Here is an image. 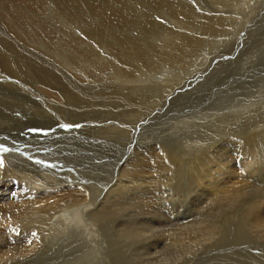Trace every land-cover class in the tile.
Instances as JSON below:
<instances>
[{"label": "bare ground", "instance_id": "bare-ground-1", "mask_svg": "<svg viewBox=\"0 0 264 264\" xmlns=\"http://www.w3.org/2000/svg\"><path fill=\"white\" fill-rule=\"evenodd\" d=\"M15 1L28 5L29 12L25 14L23 9L13 2L0 0V5L5 6L14 17L11 26L15 32L20 29L25 31L24 37L30 42L34 40L29 33L30 29L35 35L44 37L49 44H54L56 39L60 38V33L58 29H53L52 22L50 24L44 16L43 19L38 14L46 7L47 2ZM52 1L57 2L59 9L75 20L85 22L84 12L93 19L102 20L100 33L95 38L104 40L106 36L109 41L100 43L103 46L101 51L96 49L94 43H82V40L77 38L74 43H59V55L57 58L54 55L55 62H43L39 55H33L30 58H19L15 63L9 55L8 47L6 51L0 49V145L4 143L7 147H3L9 149L7 152H0V161H3V166H0V242L5 239L0 244V264H20L22 257L27 262H41L39 259L44 258L49 261L53 255L62 260L58 263L52 261V264H176L192 255V258L195 256L194 259L191 258L195 264H207L208 259L213 257H207L212 249L223 253L219 256L226 259H238L242 258L241 256L253 255L241 254L242 249L264 248V129L261 128L264 124L263 109L258 106V114L249 113V103L244 106L242 103L245 100L237 98L236 94L237 91L244 90L249 82L251 85L249 84L242 93L255 97L264 92V57L259 60H236L234 56H241L246 50L243 48V52H238L236 44H233L234 49L227 55L205 54V58L210 59L209 64L203 63L204 55L198 51L199 63H202L200 69L199 63L191 62L192 60L186 62L184 59L189 57L192 51L205 47L197 38L196 27L201 24V19L208 22V18L201 16L199 23L190 19L188 14L191 13L180 0H134L132 6L135 11H140V14L138 13L131 23L135 21L142 32L134 38L126 34L121 37L128 18L121 15L116 8L118 0ZM217 6L222 8L221 13L233 17L230 19L234 25L244 17L251 19L253 15L257 18L256 11L264 10V0H218ZM164 7H168L165 19L178 30L171 31L169 40L153 42L154 32L163 25L156 21L159 15L155 17L153 13H157L158 9L164 10ZM227 7H232V10ZM194 10L192 13L198 15L197 10ZM249 10L252 11L250 15ZM257 21L258 19H254V25ZM242 22L240 26L244 27L246 22ZM118 25L124 30H114ZM181 28L183 30H179ZM228 29L233 27L227 28L225 32H228ZM13 30L10 32L14 33ZM225 35L228 36V33ZM20 37L23 39V36ZM122 39L125 42L120 43ZM22 41L20 43L26 42ZM240 44L245 43H238V46ZM250 44L252 54L253 44ZM263 44H257V47ZM53 49L49 45L41 48L45 53L48 52L46 54H50L49 56ZM12 50L15 51L13 48ZM32 51L33 49L30 53ZM262 52L264 53V49ZM206 64L208 67L203 71ZM65 65L66 71L63 72ZM246 66L253 72L235 76L230 81L236 74V68L239 72ZM194 71H203L200 73L201 77L194 76ZM189 74L191 76L188 77L186 91L196 92L193 102L182 89L176 91V82L185 81ZM63 79L68 83L72 79L80 88H69ZM112 81L117 82L118 87L114 83L108 84ZM97 85L93 92L91 86L94 88ZM144 90L150 92L139 94ZM10 91L12 94L9 95ZM56 92L60 98L56 97ZM5 97L9 98L10 102L17 100L15 111L7 104L8 101H3ZM184 99L192 102L190 108H187ZM245 99L247 100V97ZM1 106H4V111ZM74 108L80 112L79 116L82 118L76 123L80 125L84 122L81 123L83 127L79 128L82 135L77 136L80 142L73 139L76 135L64 136L61 142L42 148L43 151H48L53 146H58L59 152L69 154L67 158L73 162H70L71 166H99L101 170L97 171L98 175L94 177L87 172L90 170L77 169L76 166L60 168L59 163H63L61 160L49 154L40 157L41 148H35L37 151L32 152L33 143L31 146L22 143L24 139L21 138L25 137L24 128L29 126H24L20 131V124L26 120L40 122V111L43 110L50 121L51 126L48 128L53 132L57 128L58 120L64 121L73 117ZM219 109H225L222 114H230L227 118H221V121L222 125H233L235 129L232 132L231 129L222 132L221 127L218 130L210 128L217 127L213 126L215 120L211 118L215 113H218L219 117ZM203 110L208 111L210 124H204L203 121L208 120L203 119ZM29 111H34V118H30ZM15 112L23 113L24 118H19ZM135 113H138L139 117L132 122L131 118ZM172 113L177 118V124L183 121L192 124L189 133L195 136L196 140L191 146L188 141L183 147L188 155L192 154V147H195L191 159L178 154L171 156L170 161L176 167L175 174H180V177L173 186L175 200L168 197V200L175 203L164 211L161 201L146 191L156 184L154 172L170 169L166 158H157L154 150L149 152L152 156H145L142 153L144 150L136 149L134 158H129L121 167H114V161L117 159L103 152L98 153L104 146L98 144V141L107 137V126L113 124L116 116H131L119 120L121 125L123 122L125 125L137 124L144 119L140 128H149V133L153 131L155 135L165 124L160 121L158 123V118L165 119ZM149 114L152 117L148 116ZM55 118L57 122H54ZM110 128V133L116 134L124 130L117 125ZM217 132L221 140L215 144L214 149L213 146H197L205 141L207 134L216 135ZM29 137L36 139L30 135L26 138ZM45 142L46 138L43 141H35L34 144L41 147L48 144ZM26 145L29 147H25ZM72 145L73 147H70ZM166 145L171 148V143ZM167 150L169 151L168 148ZM128 156L124 154L120 161L124 162ZM37 160L43 163L37 164ZM49 164L53 167L45 166ZM68 172H75L78 177H70ZM81 172L84 176H81ZM106 173H110L113 179L114 175L118 177L116 182L111 181L113 184L110 188L103 182ZM84 188L89 190L90 194ZM141 190H145L149 197L142 196V193L137 194ZM121 193L123 194L119 196ZM197 198L199 199L194 206ZM191 205L196 208L203 207V211L196 210L190 218L187 212ZM111 217V222L116 219L125 220V224L116 225L118 236L112 234L113 228L109 222ZM143 218L146 223L142 222ZM13 228L19 234L15 235V238L24 241L17 245L24 248H17L16 251L7 240V234L13 233ZM33 233L36 235L33 236ZM42 242L45 245L43 247L40 245ZM40 247L41 252L38 251ZM17 253L20 258L16 256ZM166 255L170 260L166 259ZM226 259H221L223 264H232ZM205 260L207 261L202 263ZM188 262L185 261V264ZM243 263L246 262L236 264Z\"/></svg>", "mask_w": 264, "mask_h": 264}, {"label": "rangeland", "instance_id": "rangeland-1", "mask_svg": "<svg viewBox=\"0 0 264 264\" xmlns=\"http://www.w3.org/2000/svg\"><path fill=\"white\" fill-rule=\"evenodd\" d=\"M10 2H13L15 5L21 7L24 11L25 14H27L29 12V6L26 5V4H22V3H17L15 0H8ZM45 3H46V7L44 9H42L41 12H39L38 14L42 17L44 16L45 19L51 24L52 22V25L54 26L53 29L59 31L60 33V38L59 39H56V42H54V44H49V42L47 40H45L44 37H40V36H37L35 35L34 31L32 29L29 30V33L32 34L34 40L33 42H30V41H26L25 37H24V33H26L25 31H22L21 29L18 31V32H15L11 26V21L13 20L14 21V17L12 16V14L5 8V6H1L0 5V33H2V35L0 34V49L2 51H6L7 47H8V51H9V55L10 57L13 58V60L15 61V63H17V61H19L20 59L19 58H22V57H26V58H30V57H33L34 56H40L42 61L43 62H52V60H54V62L56 61L55 58H54V55L55 57L57 58L59 55V49L57 46H59V43H74L76 38L79 39V40H82V43H94L95 46H96V49L98 51H101L103 46L100 44V43H106L109 41V38L105 36L104 40H101L99 38H95L99 33V28H100V25H101V21L102 20H98V19H93L91 18V16L89 14H87L86 12H84V17H85V22H81L80 20H75L73 18H71L70 16L71 15H67L65 14L62 10L59 9L58 7V4L57 2L55 1H52V0H44ZM134 0H118L117 1V5H116V8L119 10V12H121V15H124L126 18H128V22H127V26H126V29L125 31H123L122 36H124L125 34L130 36V37H135L137 34H141L142 32H140V29H138V26L136 24V22H132L131 21L133 20V18H136L139 14H140V11H135V7L132 6V2ZM179 1V0H177ZM108 2V1H107ZM180 2H182L183 4L185 3V6L188 8L189 10V13L191 14H188L190 19H194L196 20L198 23L200 21V18L201 16H205L208 18V22H205V20L201 19V24L198 25L196 27L197 29V38L199 39V41L201 43H203L205 47H200V49L198 48L197 51H192L189 55V57L185 58L184 60L186 62L188 61H195L197 63H199V54H198V51L200 52L201 55H204L203 56V63H207L209 64V60H207L205 58V54L207 53H212L211 55L218 53L219 55H227L229 54V52H231L233 49H234V45L233 44H236L235 45V48L238 52H243V48H245V53L241 56H237L235 55L234 56V59L236 60H239V59H255L256 60H259L261 59V57H264V53L262 52V50L264 49V44L263 45H259L257 47V44H262L264 43V10L263 9H259L256 11V14L258 15L257 18H254L255 16H251V19H249V17H244L243 19L241 20H237L236 23L237 24H234L233 25V21H231L232 19L230 18H233V17H229L228 14H223L221 13V9L220 7L217 6V2L218 0H180ZM130 3V4H129ZM204 3V4H203ZM211 3V4H210ZM213 3V4H212ZM123 4V5H122ZM208 6H207V5ZM254 4V3H253ZM252 4V6H253ZM131 5V6H130ZM205 5V6H203ZM54 6V7H53ZM123 8V9H122ZM131 8V9H130ZM145 8V7H144ZM168 7H164V10H161V9H158V12L157 13H153L154 15L153 16H157L156 17V21L160 24H163L162 26L158 27L157 30L154 32V38H152V41L153 42H163L164 40L168 39L169 40V37L170 36V33L172 30L174 29H177L175 28L174 25H172L170 22L167 21V19H165V11ZM228 9H231L232 7H227ZM197 10V13L198 15H195V13H192V12H195V10ZM134 10V11H133ZM146 10V8H145ZM232 10V9H231ZM132 11V12H131ZM129 14H127V13ZM164 12V13H163ZM131 13V14H130ZM139 13V14H138ZM162 13V14H161ZM252 14V11L249 10L248 11V15ZM64 15V16H63ZM120 15V14H119ZM118 15V16H119ZM162 15V16H161ZM191 15H195V16H191ZM221 15H223L224 17H222ZM51 16V17H50ZM198 16V18H197ZM8 17V18H7ZM154 17V18H155ZM237 17V16H236ZM43 18V17H42ZM50 18L52 20H50ZM158 18V19H157ZM246 18V19H245ZM18 19V18H17ZM44 19V18H43ZM222 19V20H221ZM254 19H258L257 21V24H255L254 22ZM20 20V18L18 19ZM226 20V21H225ZM12 21V22H13ZM75 23H74V22ZM203 21V22H202ZM221 21V22H220ZM242 21H245L246 24L244 27L240 26L243 22ZM253 21V22H252ZM4 22V23H3ZM88 22V23H87ZM195 22V21H194ZM219 22V23H218ZM223 22V23H222ZM2 23V24H1ZM134 23V24H133ZM241 23V24H240ZM9 24V25H8ZM18 24V23H16ZM82 24V25H81ZM223 24V25H222ZM232 24V25H231ZM5 25V26H4ZM19 25V24H18ZM66 27H65V26ZM88 25V26H87ZM201 25H204V26H201ZM230 25V26H229ZM11 26V27H10ZM65 28H64V27ZM84 26H86V28H84ZM90 27V28H89ZM118 27V28H117ZM131 27V29H130ZM229 27H233V29H228V32H225L227 30V28ZM256 27V29H255ZM6 31H5V29ZM14 31L13 32H10V30ZM20 28V27H19ZM80 28V29H79ZM89 30H88V29ZM139 30L137 31L136 30ZM115 29H122L124 30L122 27H120L119 25L116 26L114 28ZM130 29V30H129ZM135 29V30H134ZM243 29V30H242ZM255 29V30H254ZM27 30V29H26ZM61 30V31H60ZM87 30V32H86ZM96 30V31H95ZM159 30V31H158ZM178 30V29H177ZM179 30H183V28L179 29ZM239 30H240V33H239ZM2 31V32H1ZM77 31V32H76ZM89 31H93L95 33H91ZM113 31V30H112ZM127 31H130L127 33ZM216 31V32H215ZM242 31V32H241ZM8 32V33H7ZM5 33V35H4ZM19 33V34H17ZM110 33V32H109ZM108 33V34H109ZM228 33V36H226L225 34ZM243 33V34H242ZM76 34V35H75ZM199 34V35H198ZM202 34V35H201ZM73 35V36H72ZM226 37H225V36ZM247 35V36H246ZM20 36H23V39L22 37ZM87 36V37H86ZM246 36V37H245ZM8 37V38H7ZM12 37V38H11ZM15 37V38H14ZM20 37V38H19ZM66 37V38H64ZM164 37V39H163ZM202 37V38H201ZM4 38V39H3ZM38 38V39H37ZM89 38V39H88ZM219 38V39H218ZM18 39V40H17ZM25 39V40H24ZM70 39V40H69ZM84 39H85V42H84ZM11 42H9V41ZM17 42H15V41ZM26 41L27 44H25L26 42H24V45L23 43H20L21 41ZM38 40V41H37ZM87 40V42H86ZM95 40V41H94ZM107 40V41H106ZM111 40V39H110ZM22 41V42H23ZM30 46L28 45L29 43ZM125 42V40H121L120 43H123ZM36 43V44H35ZM38 43V44H37ZM99 43V44H98ZM224 43V45H222ZM238 43H245V44H240L238 46ZM253 44V51L252 54H250V47H251V44ZM17 44V45H16ZM19 44V45H18ZM44 44H47V45H44ZM231 44V45H229ZM28 45V46H27ZM34 45V47H33ZM49 46H52L54 49L51 51V56H49L50 54H46L48 52L45 53V51L41 50L42 47H48ZM13 46V47H12ZM32 46V47H31ZM101 46V47H100ZM220 46V47H219ZM15 47H17L18 49H16ZM23 47V49H22ZM29 47V48H28ZM98 47V48H97ZM218 47L220 49H218ZM256 47H257V50H256ZM12 48L16 51H13ZM28 48V49H27ZM36 48V49H35ZM31 49H33L32 53H30ZM218 49V50H217ZM12 50V52H11ZM29 50V51H28ZM57 50V51H55ZM40 51V52H39ZM35 52V53H34ZM39 52V53H38ZM57 52V53H56ZM262 52V53H261ZM14 53V54H13ZM24 53V54H23ZM38 53V54H37ZM55 53V54H54ZM247 53H249V55H247ZM36 54V55H35ZM43 54V55H41ZM45 54V55H44ZM30 55V56H29ZM32 55V56H31ZM60 55H65V54H60ZM198 55V56H197ZM17 56V57H16ZM196 56V57H195ZM194 57V58H193ZM18 58V59H17ZM50 58V59H49ZM52 58V59H51ZM194 60H193V59ZM205 58V59H204ZM47 60V61H46ZM202 63H199V66L198 68H202L200 67ZM206 64V66L202 69L204 71L205 68L208 67V65ZM170 65V64H168ZM193 66V65H192ZM66 67L67 65H65V67L63 68V72H65L66 70ZM170 67V66H169ZM219 68H217L218 70ZM236 70V74L234 76L231 77L230 81H232L233 77L235 76H238V75H246V73H250V72H253L252 70H250L247 66L245 67V69L243 71H239L237 72V68L235 69ZM203 71H194L193 72V75L194 76H197V77H201L200 73H202ZM264 72V71H262ZM196 73V74H195ZM211 73V72H210ZM264 74V73H263ZM262 74V75H263ZM191 74L187 75L185 77V81H177L176 82V91H179L180 89L183 90V92L185 93V95H188V97L190 98V100L193 102L194 99L196 98V92H192V91H189L187 93L186 91V84L188 82V77H190ZM166 79V77H164ZM163 78V79H164ZM260 78V77H259ZM164 79V80H165ZM204 79V78H203ZM65 82L68 83V81L66 79H63ZM162 82V81H161ZM160 82V83H161ZM183 82V84H182ZM192 81H189V83H191ZM115 86L118 87V83L115 82V81H112V82H108L109 85L113 84ZM107 84V83H106ZM251 85V82H249L246 87L244 88V90L249 87ZM104 85V84H103ZM164 85V84H163ZM68 86L69 88H80V86L76 85L74 82H72V79L69 81L68 83ZM162 86V85H160ZM98 87V85L94 88L93 86H91V90L94 92L95 89ZM179 87V88H178ZM45 88V87H44ZM47 88V87H46ZM108 90H114L112 88H107ZM252 89V88H251ZM244 90H241V91H237L236 94H237V98H242L244 99L245 101L242 103L244 106L249 103V106H250V112L251 114H255V113H259V108L258 106H260L262 109H263V113L262 115L264 116V97H260V95L264 96V92H262L261 94H259L258 96H255V97H250L248 95H246L245 93H242ZM254 90V89H253ZM50 91V90H48ZM116 91V90H115ZM215 92L217 93H220L217 89H214ZM150 91H140L139 94H148ZM97 93V91H96ZM12 94V92L10 91L9 92V95ZM56 97L57 98H60V95L58 92H56ZM194 95V96H193ZM243 96L246 98L247 97V100L245 98H243ZM8 97V96H7ZM3 98V101L11 106V108H13V110L15 109L16 105H18L17 103V100H13L10 102L9 98ZM105 97V96H104ZM86 98V96H85ZM216 98V97H215ZM250 98V99H249ZM256 98V99H255ZM106 99V97H105ZM230 99V94L227 98V100L229 101ZM251 100V101H250ZM83 101V98L81 100V103ZM107 101V99H106ZM185 103L187 104V108H190V105L192 104V102H188L187 100H185ZM262 104L263 107L260 105ZM198 105V104H197ZM243 106V108H244ZM3 107V108H2ZM183 107H185V104L183 105ZM253 108V109H251ZM1 109L2 111H4V106H1ZM76 108H74V114H73V117L71 119H66V120H58V123L56 124L57 128L55 131H51L49 130L48 126H51L50 125V121L47 119V117L45 116V111L41 110L40 111V122H37L36 121H25L23 122L22 124L19 125V130L22 131L23 127L25 126H29L27 128H24V133L23 135L25 137L21 138V139H24L22 141V143H27V144H30L29 146H31L33 143V148H32V152H36L37 150L35 148H41L42 151H41V154L39 155L40 157H43L45 156L46 154H49L51 155L53 158H56L57 160H61L63 163H59V166L60 168H74L75 166L78 167L77 169H83V170H90V171H87L89 174L91 173V176L93 175L96 176L98 175L96 172L97 171H100L101 168L97 165H94V166H91V165H88L86 164V166H82V165H73L71 166V163L73 164V162L70 161V159L67 158V155L69 154H66L64 151L62 152H59L60 150H58V146H53V148L49 149L48 151H43V148L42 147H50L52 145H55L57 144V142H61L63 137L64 136H71V137H74L76 135L75 138H73L75 141H78L80 142V139L77 138V136L79 135H82L81 131H80V127H83L81 125V123H84L83 121L80 123V127H73L71 129H68L67 131H65L64 128L60 127L61 124H71V125H79L76 123V121L80 122L82 120V118L79 116L80 112L76 111L75 110ZM166 109V108H165ZM226 109V108H225ZM225 109H219V117H217V114L218 113H215L213 114L212 118L213 120H215L213 126H217L215 128H212L210 127L211 129H216L217 130L219 129V127H221V131L222 132H225L229 129H231V132L232 130L235 129V127L233 125H222V121H221V118H227L230 116L229 115H225V114H222L224 112ZM46 110V109H45ZM223 110V111H222ZM15 111V110H14ZM167 111H169V109H167ZM191 112V111H190ZM31 113V114H30ZM204 113V114H203ZM16 116H18L19 118H24L22 116L23 113H18V112H15ZM14 114V115H15ZM21 114V115H20ZM34 111H29L28 112V115L30 116V118H34ZM77 114V115H75ZM234 114V113H233ZM232 114V115H233ZM202 115H203V119L205 120H208V117H209V114H208V111L207 110H203L202 112ZM128 116V117H127ZM148 116H151V114H149ZM131 117L129 114H125L123 116H116L115 119L113 120V124L110 125V126H113V125H117L121 128H123L124 130L123 131H120L118 132L117 134L116 133H110L111 131V128L110 126H107L108 128V133H107V137L103 140V141H98L99 143L98 144H101V145H104L102 148H100L99 152H103L105 153L106 155L114 158V159H117L116 161H114V163H116L114 165V167H121V165H123V163H127V160L129 158H134L135 156V150H139V151H142L143 155L145 156H150L151 154L149 153L150 151H155V153L157 154L156 157L157 158H162V157H165L166 160H167V163H168V167L170 169H168L167 171H159V172H154L153 173V178L155 179V182L156 184L148 189L146 192L150 195V196H153V197H156L158 199V201L161 203L163 207V210L165 211L166 209H170L171 206H173V204L175 202H172V200H175V191H174V188L173 186L176 184L177 182V179L180 177V174H175V165L172 164V162L170 161L172 158L171 156L173 157L174 154H178L179 156H182L185 158H192V154L195 150V147H192L193 148V151H192V154L188 155L187 154V150H185L183 147L184 145L186 146L187 142L189 141V144L190 146L192 144H194L196 140L195 136H193L192 134L189 133V131L192 129V124L189 122V121H183L179 124H177V118L175 116L174 113H172L171 115H168V117L166 116L165 119H162V117L158 118V123L159 121L162 122L163 127L162 129L158 130V132L154 135L153 131L152 133H149L151 131H148L149 128H143L141 129V125L143 124V122L145 121L144 119L139 121L137 124H130L132 125V127L130 125H125V123L123 122V124L121 125L119 123V120L121 119H125V118H129ZM139 117V114L138 113H135L133 115V117L131 118L132 122H134L137 118ZM42 119V120H41ZM218 119V120H217ZM57 122L56 118L54 119V122ZM70 121V122H69ZM165 121V122H164ZM175 121V122H174ZM45 122V123H44ZM48 122V123H47ZM204 124H210V121H203ZM36 123V124H34ZM26 124H29V125H26ZM38 124H40L38 126ZM177 124V125H176ZM205 124V125H206ZM47 125V126H45ZM182 125V126H181ZM189 125V126H188ZM37 126V127H36ZM45 126V127H44ZM136 126V127H135ZM180 126V127H179ZM226 126V127H225ZM264 129V124L261 125ZM47 127V129H45ZM178 127V128H177ZM182 127V128H181ZM189 127V128H188ZM40 129V130H43V131H46L48 132V135H41V134H38V133H32L30 131H27L29 129ZM134 128V129H133ZM177 128V129H176ZM181 128V129H180ZM14 129H17L16 127H14ZM22 129V130H21ZM63 129V130H62ZM132 129V130H131ZM164 130V131H163ZM176 130V131H175ZM187 130V131H186ZM202 130V129H200ZM55 132V133H54ZM77 132V133H76ZM95 132V131H94ZM177 132V133H176ZM187 132V133H186ZM264 132V130L262 131ZM261 132V133H262ZM68 133V134H67ZM63 134V135H62ZM94 134V133H93ZM131 134V135H130ZM161 134V135H160ZM173 134V135H172ZM28 135L32 136L33 138H36L35 140H32L30 137L29 138H26L28 137ZM50 135V136H49ZM144 135V136H143ZM237 135V134H235ZM43 136V138H42ZM46 136V137H44ZM131 136V137H130ZM147 136V137H146ZM178 138H177V137ZM130 137V138H129ZM144 137V138H143ZM176 137V138H175ZM2 138V137H1ZM46 138V142L45 143H48V144H43V146L40 147V145H36L34 144V142H39V141H43L44 139ZM140 138V139H139ZM180 138V139H179ZM27 139V140H26ZM30 139V140H29ZM173 139V140H172ZM4 140V139H3ZM175 140V141H174ZM220 135L219 133L217 132L216 135H213L212 133L210 134H207L205 136V141L204 142H201L199 145L197 146H201V148H203L204 146L205 147H209L214 149L216 147L215 144H217L219 141H220ZM173 141V142H172ZM199 141H201V138L199 139ZM58 142V143H59ZM102 142V143H101ZM122 142V143H121ZM167 142V143H166ZM210 142V143H209ZM140 143V144H139ZM152 143V144H151ZM171 143V148L168 147V145L166 144H170ZM146 144V145H145ZM2 145H4L5 147H7V145H5L4 143H2ZM140 145V146H139ZM154 145V146H153ZM164 145V146H163ZM28 145H26L25 147H29ZM139 146V147H138ZM162 146V147H160ZM203 146V147H202ZM70 147H73L70 146ZM74 147H77V146H74ZM156 147V148H155ZM169 149V151L167 150V148ZM207 147V148H208ZM134 148V149H133ZM142 148V149H141ZM109 149V150H108ZM146 149V150H145ZM180 149V150H179ZM184 149V150H183ZM212 149V150H213ZM117 150V151H116ZM174 150V151H173ZM165 151V152H164ZM177 151V152H176ZM109 152V153H108ZM129 155L128 158H126L124 160V162L120 161V158L123 157V155ZM164 154V155H163ZM167 154V155H166ZM29 155H31L29 153ZM117 155V156H116ZM119 156V157H118ZM152 156V155H151ZM66 157V158H65ZM118 157V158H117ZM155 157V156H153ZM169 157V158H168ZM63 159V160H62ZM46 161V160H44ZM119 161V162H118ZM47 162V161H46ZM71 162V163H70ZM122 162V163H121ZM49 163V162H48ZM120 163V164H119ZM174 168V170H173ZM99 169V170H98ZM94 170V171H93ZM172 171V172H171ZM69 173V172H68ZM112 173V172H110ZM110 173H106L107 176L105 178V180L103 181L104 182V185L106 184V186H108L109 188L112 187V184L113 182H116V179L118 177H116V175H114V178L113 179L110 175ZM70 177L72 175H75V172H70ZM81 176H84V173H80ZM109 174V175H108ZM115 174V173H114ZM50 177L53 175L52 174H49ZM48 175V176H49ZM161 175V176H160ZM76 177H78V175H75ZM73 176V177H75ZM165 176V177H164ZM158 177V178H157ZM165 178V179H164ZM100 180V179H99ZM156 180H159V181H156ZM169 180V181H168ZM106 181V182H105ZM113 181V182H111ZM164 181V182H163ZM17 182V181H15ZM166 183V184H165ZM123 185V184H122ZM125 185V184H124ZM17 187H19L18 185H16ZM156 186V187H155ZM157 186L159 188H157ZM172 187V188H171ZM167 188V189H166ZM169 188V189H168ZM88 194H90V191L87 190L86 188H84ZM159 189V190H158ZM162 190V191H161ZM153 191V192H152ZM255 191V189H254ZM253 191V193H254ZM144 192V193H143ZM145 192V190H141L139 191L137 194H141L142 196L144 195L145 197H149V195ZM123 193L119 194L122 195ZM127 194V192L125 193ZM136 194V195H137ZM147 194V195H145ZM153 194V195H151ZM160 196H159V195ZM166 195V196H165ZM168 197L170 199H172L171 201L168 200ZM173 197V198H172ZM161 198V199H160ZM199 198L195 199V202L193 203L194 206H195V203H196V200H198ZM172 202V203H171ZM204 203V201H203ZM193 205L189 206L188 207V212H187V216H189L190 218H192L193 214L196 213V210H200V211H203V207H200V208H196L194 207ZM194 207V208H193ZM193 209V210H192ZM192 211V213H190ZM112 220V217L109 219V222H111ZM117 220V221H116ZM114 221L111 222V225H112V234L114 236H118V231H117V228H116V225L119 226V225H123L125 224V220L124 219H116ZM124 221V222H123ZM142 222H145L146 223V220L143 218L142 219ZM111 227V226H110ZM114 231V232H113ZM249 231V229H248ZM14 233V234H13ZM13 233H10V234H7L8 235V243L9 245H12L14 248H15V251L17 248H24L22 247V245L19 246L20 242L24 243L23 240H17L15 238V235H19L15 232ZM247 235V234H246ZM5 240V239H4ZM3 239L1 240L0 244L3 243L4 241ZM10 240V241H9ZM14 241V242H13ZM87 241V240H86ZM17 242V243H16ZM117 242H119V239L117 238ZM18 245V246H17ZM42 247L45 246L43 244V242L40 244ZM252 246H255V245H252ZM257 247V246H255ZM42 248L40 247L38 249L39 252H41ZM161 251V250H160ZM223 253H220V251H216V250H213L211 251V253L207 254V257L208 256H213L211 258L208 259V263L207 264H223L222 260H225L226 258L224 256H219ZM241 254H253V255H249V256H241L242 258H238V259H228L229 257H227V261H231L232 264H236V263H239V262H246V263H243V264H264V248L262 249H259L257 247V250H246V249H242L241 250ZM256 255V256H255ZM17 257L20 256L19 253L16 254ZM127 256L129 257V253L127 254ZM167 256V255H166ZM193 256V255H192ZM192 256H190L189 258H184L182 259L180 263H176V264H185V261H189L187 264H195L194 262H192V259L195 258V256L192 258ZM260 257V258H259ZM262 257V258H261ZM20 258V257H19ZM18 258V260H19ZM36 258V257H35ZM52 259H50L49 261H46L44 259H39V260H42L41 262L40 261H30V262H27L25 260V258H21L20 261L21 263L20 264H52V261H55V262H60L62 260V258H56L54 255L51 256ZM162 258V257H161ZM159 258V260L161 259ZM192 258V259H191ZM219 258V260H218ZM222 260H221V259ZM167 260H170L169 257L167 256L166 257ZM258 259V260H257ZM260 259V260H259ZM263 259V260H262ZM45 260V261H44ZM185 260V261H184ZM207 260H205L204 262L202 263H205ZM217 261V262H216ZM46 262V263H45Z\"/></svg>", "mask_w": 264, "mask_h": 264}, {"label": "snow or ice", "instance_id": "snow-or-ice-1", "mask_svg": "<svg viewBox=\"0 0 264 264\" xmlns=\"http://www.w3.org/2000/svg\"><path fill=\"white\" fill-rule=\"evenodd\" d=\"M60 127L64 128L65 130H68V129H71L73 127H80V125H71V124H61ZM28 131L32 132V133H38V134H41V135H48V132L46 131H43V130H40V129H29ZM9 151V149L3 147V145H0V152H7ZM37 164H42L43 162L42 161H39L37 160L36 161ZM0 166H3V161H0ZM47 167H53V165H45ZM71 171V169H70ZM13 232H15V229L13 228L12 229ZM36 234L33 233V236H35Z\"/></svg>", "mask_w": 264, "mask_h": 264}]
</instances>
